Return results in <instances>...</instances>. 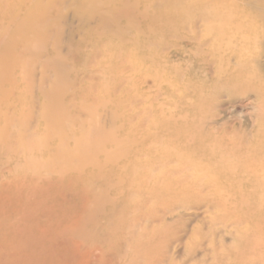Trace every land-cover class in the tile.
I'll use <instances>...</instances> for the list:
<instances>
[{
  "label": "rangeland",
  "instance_id": "rangeland-1",
  "mask_svg": "<svg viewBox=\"0 0 264 264\" xmlns=\"http://www.w3.org/2000/svg\"><path fill=\"white\" fill-rule=\"evenodd\" d=\"M3 59L22 66L9 75L0 65V183L16 182L31 146L49 143L38 188L0 190V228L18 230L0 234V249L38 239L46 264L264 263L232 213L192 214L193 197H157L164 176L184 187L206 177L147 154L159 152L158 127L193 125L223 147L259 143L264 171V0H0ZM78 137L132 167L114 206L96 158L86 171L69 152ZM144 179L146 189L129 188ZM26 245L17 254L33 264Z\"/></svg>",
  "mask_w": 264,
  "mask_h": 264
},
{
  "label": "bare ground",
  "instance_id": "bare-ground-1",
  "mask_svg": "<svg viewBox=\"0 0 264 264\" xmlns=\"http://www.w3.org/2000/svg\"><path fill=\"white\" fill-rule=\"evenodd\" d=\"M180 2L182 5L183 2L182 1ZM26 23L29 24L27 21ZM20 27L25 28V25H22ZM0 65L4 67L3 71L8 73L9 75L12 74V72L14 73L15 70L21 69L22 66L16 62L8 63L4 59L0 60ZM155 126L158 125L156 124ZM160 131L161 134H164V136H158L157 132ZM61 132L62 133H59V135L62 134L60 135L61 141L65 143L66 139L64 138L63 128ZM155 133H156L155 142L161 143L159 152H154V150L151 149L148 150L147 154L154 153L153 158L158 165L164 166L165 163L169 164L170 162L175 160L180 164V167L182 166L184 168L186 166L187 168L188 167L192 168L194 173H196L195 177L196 176L199 177L201 174L205 175L206 183L204 182L202 183L201 181L196 182L195 181L197 179L196 178L192 180L187 187H184V183H183L184 180L182 182H180V180L174 181L164 176L158 181L159 187L154 188L155 191H153V193L155 192L157 197L164 199L168 205L171 204L169 203L171 202V200L177 197L183 200L193 197V200L195 199V203L197 204L196 205L197 207L195 208L194 211L191 212L192 214L202 212L205 215H207L210 212L209 210L212 209L216 210L217 207L218 210L221 209L220 211H222L223 213H228V212L232 213L235 219L240 220V222L241 221L246 222V224L248 223L251 229V230L249 229L250 234L247 233V236H245L246 239L245 237L244 239L242 238L245 234L241 236L242 235L241 232L239 233L241 236L240 242L243 239L242 242L243 244L246 245L245 248L246 247L250 248V249L247 248V250L249 251L252 250V252L256 251V253H258L259 255L264 256V199H263L264 171L261 170L263 168H260L259 165L261 160L259 162V157H256V155H258L259 153L255 155L254 152L252 151L254 147L253 148L251 147L255 145L254 149L256 152V148L257 150L259 148L258 146L259 143L252 144L250 146L251 150H249V148L248 149L246 148L242 149L240 147L238 148L239 144L234 143V141L232 144L231 140H228V145L230 141L232 146L229 145L223 147L222 143L224 142L221 143L220 140L217 141V138H215L210 134H205V132H203L200 128L193 125L192 126L186 125L185 127L179 125L170 126L165 124V126L163 125L158 127ZM149 135H147V137ZM78 138H79V142L73 146H70L69 152L79 157V159L83 162L81 163L82 165L81 168L82 170H86V171H89V167H90L87 164V162L90 160H94L96 158V175H99L104 179L103 180L104 184L102 187L104 192L103 197H106L108 202H110L109 206L111 205L114 206L117 200H119V198H121L123 194L122 192L123 186H121V184L118 183V181L122 180L123 178L127 179V177H130L132 173V167L130 166L129 162H126V160L124 161L123 159H121L120 158L121 156H119L118 153L112 154L109 149L105 150L103 148L101 149V147L96 152V146L92 148L90 144L87 142L88 140L85 141L80 137ZM161 140L162 142H160ZM47 143L49 142L46 139H43L42 141L36 143L35 145H32L29 152L27 151L26 153V155L27 154L28 155L26 156L27 158L24 160V162L26 160L28 161L26 167L25 168L23 167L24 168V170L22 171L23 176L17 178L16 182L14 181L7 185H5L4 183H0V185L4 184L3 186H0V190L3 189V192H6L7 189L8 192H11L12 194L15 192L17 193L18 191H28V193L31 190L33 191L39 184L37 182V177L41 175V171H42V168H40L41 165L43 164L41 160H45L46 158H44V156L48 155L46 154ZM235 144L237 145V147L234 146ZM263 149L264 148H262L261 150ZM155 150L157 151V149ZM261 152L262 151H260V154H262ZM64 157L66 158L67 154ZM251 167L253 168L251 169ZM189 170L190 169H188V171ZM66 174H74V172L73 170H70ZM138 176L140 178L141 175L139 174ZM135 177H137V175ZM146 180L147 179H144L143 181L140 180L134 183H128L130 186L129 188L133 187V185L135 184V188L144 190L147 188V186L145 185ZM153 180H155L156 182V179ZM140 183L143 186H139ZM150 189L153 190L152 188ZM202 189L205 190L203 191ZM15 195L17 196V194H14L13 196L15 197ZM34 196H36V194ZM108 197H110V199H108ZM236 205L238 206L236 207ZM244 207L246 208L248 207V209H243ZM210 214L211 212L208 215L210 216ZM40 217L46 219L49 216L42 215ZM230 220H232V218H230ZM230 220H229L230 223L227 222L228 224H231V222L234 221V220L232 221ZM214 221L218 222L219 220L217 218V220L216 219L213 220V223H216ZM41 223L45 227H47L48 225V222L45 220L41 221ZM237 223L240 224L238 221ZM246 224H243V227L241 224L242 229H245L244 225ZM238 227H240V225ZM15 233H18L17 228L13 227L12 230H4L3 228H0V234H3L5 236L6 235L14 236ZM21 241L22 240H20V242ZM37 241L38 239H34L32 240V242L30 243L26 242L24 244H20V246H23L24 248L25 244H27L28 246L26 245L27 247L25 248H28L29 250L31 249L30 253L32 257L34 256V258H37V260L36 259L34 260L35 262L33 264H46L50 262V260L53 258H50L51 255H47L46 253L39 252V250H37L36 247L34 248V244H36ZM242 245L240 243L238 249L242 250L243 249ZM20 246L17 244L15 246L14 244V245H10V247L7 250L0 249V264H30L29 261L30 259L23 260L22 256L20 257L18 256L17 247ZM245 248L244 251H242L241 253L244 254L245 251H247L245 250ZM256 249H258L259 251L257 252ZM57 252L60 253L61 249H59V251ZM145 252H146L145 248L141 250V253L145 254ZM252 252L250 253L248 252V255L251 254ZM253 254H251V256ZM248 255L246 254V256ZM260 258L262 261V258L264 257H260Z\"/></svg>",
  "mask_w": 264,
  "mask_h": 264
}]
</instances>
